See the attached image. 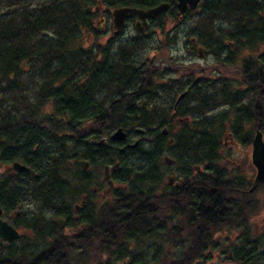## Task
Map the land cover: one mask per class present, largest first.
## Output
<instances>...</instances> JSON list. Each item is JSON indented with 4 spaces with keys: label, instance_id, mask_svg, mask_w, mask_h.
<instances>
[{
    "label": "flooded vegetation",
    "instance_id": "1",
    "mask_svg": "<svg viewBox=\"0 0 264 264\" xmlns=\"http://www.w3.org/2000/svg\"><path fill=\"white\" fill-rule=\"evenodd\" d=\"M154 1L147 6L111 7L102 0H90L87 13L93 31H86V34H113L118 37L120 34H126V28L131 26L133 31L128 34H137L145 43L147 34H166L168 40L167 45L166 41H162L164 46L159 44L157 50L150 52L151 57H156L154 60L158 62L143 60L126 65L91 64L89 72H84L78 77L79 81H85V77L89 76L90 84L97 86L92 91L97 109L88 111L90 116H127V107L122 104L129 97L139 104L135 107L141 112L137 114L138 117L151 115L169 119V124L161 130L163 136L168 137L167 143H160L158 137L151 144L154 154L152 158L147 153L139 155V169L143 174L138 175L137 180L133 182L129 175L124 174V169L126 167L127 170L126 157L134 154L135 148L140 146L139 140L131 143L126 131V140L122 142L111 140L110 136L98 139L90 137L89 146L84 143L81 147L82 150L86 149L88 157L95 155V145L107 148L112 144L117 148V154L121 153L125 158L114 162L101 159L102 163L97 165L88 157L79 158L76 162L75 159L68 160L73 170L76 167L78 172L82 173L76 172L69 178L68 175L61 177L47 174L46 145L57 140L46 137L47 129H35L33 135L31 127L13 128V132L23 133L13 135L9 141L0 137V143L3 144L0 146V219L16 229L19 235L11 242L0 239V243L12 246L14 242L24 241L30 249L19 247L18 250L26 251L25 254L31 259L47 251L51 245L58 246L69 242L67 239L52 238L55 231L70 233L71 243L81 247L88 264H91L95 259V240L85 239L84 236L93 235L97 226L101 229H111V223L107 220L113 209L110 204L105 206L106 203L102 202L108 200L107 203H111L112 199L115 202L120 194L123 210L128 203L130 206H142L144 201H151L153 227L156 226L155 221H162V228L165 230H187L183 218L188 215L189 228H199L196 221L201 214L216 211L217 215H221L222 212L231 213L234 210L237 211L234 214V222L231 225L222 222L221 231L224 232L217 234L218 242L223 245L227 242V246L232 244L230 247L239 245L240 233L245 228L249 229L250 237L255 239L251 234L255 230L254 220L248 211L254 200L253 193L264 184H259L252 191H249V188L257 171L252 162V141L257 130L262 133L264 140V43L262 46L257 45L253 52L245 50L241 55L236 54L234 49L244 47H237V43L245 38L254 40L260 37V40L264 41V23L257 19L259 15H264V0H245L248 6L257 1L261 9L254 13L251 10H241L243 7L239 12L234 11L236 15L227 31L214 28L213 24L212 27H207L202 34L217 35L209 43V47L202 45L194 34H187L185 28L184 31L180 29L182 24L187 25V21L194 16H209L214 21L220 16L224 19L222 11L208 12L209 0H198L194 7L187 4L183 10L178 6L179 0ZM158 5L163 7L154 16L141 19L129 13L120 31L117 32L113 26L112 12L116 8L127 6L146 10ZM251 24L255 25L256 29L251 27ZM90 38L94 40V37ZM179 38L184 39L182 46L179 45ZM209 56L213 57L212 62L217 63L208 65L194 62L196 59L205 61ZM236 63L237 67L229 74L222 72L226 71L225 65ZM127 67L133 69L128 70ZM112 76L121 77L119 85L112 88L100 85L99 88L97 81L101 78L104 81L106 77ZM148 82L151 84L149 88ZM111 101L115 103V107L110 105ZM118 103L121 105L118 106ZM47 108L50 111L52 106ZM152 108L154 112H151ZM214 111L218 112L212 114ZM50 113L55 116L63 115L56 110ZM221 116H224L222 120L226 119L225 122L215 123ZM37 122L46 124L43 120ZM173 128L178 131L181 129L182 134L189 131L197 133L202 142H189L188 138L185 143L175 142L176 134L172 133ZM217 128L221 131L213 132ZM58 131L60 130L57 128L53 129L55 133ZM212 132L220 136H214ZM100 139H104L106 145L98 144ZM2 147L6 149L1 151ZM233 150L238 153V158L232 155ZM75 154L78 155L77 152ZM128 161L132 159L129 158ZM15 162L29 170L15 169ZM101 167L103 174L95 182L89 170L97 169L100 173ZM226 182L235 183L237 187L236 191L231 193L233 197L225 205L219 186ZM69 188L73 193H78L64 197L63 192ZM28 229L40 233L48 229V234L39 240L42 244L38 242L33 245L26 237ZM227 230L236 231H232L230 236ZM141 238L142 232L138 231L135 239H123L119 245L126 249L129 256H134L126 246L129 243L134 245V242L141 241ZM222 246L215 251L231 254L230 247L222 250ZM49 251L51 253L55 249ZM110 251H104L100 258L110 255ZM77 252L80 253V250L77 249ZM139 255L143 256V253ZM154 255L153 251L150 259ZM129 256L116 257L121 262L109 263L110 256L106 264H131Z\"/></svg>",
    "mask_w": 264,
    "mask_h": 264
},
{
    "label": "trees",
    "instance_id": "2",
    "mask_svg": "<svg viewBox=\"0 0 264 264\" xmlns=\"http://www.w3.org/2000/svg\"><path fill=\"white\" fill-rule=\"evenodd\" d=\"M26 1L0 0V4L8 3L13 6V10L0 13V137H5L6 141H9L13 135L22 134V131L13 132V128H19V126L24 129L33 128L34 135L35 128L32 127L31 121L43 120L47 126L53 125L54 127H49L46 132L48 139H57L55 143L46 145L47 174L58 176L68 153L73 154L72 158L88 157V154L84 152L76 155V151L70 148V145L82 151L81 147L84 143L89 146L90 137L94 139L103 137L102 135L109 137L118 128L127 132L137 125L135 123L148 126L151 118L138 117L137 114L141 112L135 107L139 104L129 97L122 104L127 107V116L113 115L110 118L90 116L88 111L97 109L92 95L93 89L97 86L90 84L89 76L85 77V81H79L78 77L84 72H89L91 64H132L136 61L134 58L136 49L144 47V43L133 37L112 52L114 50L111 46H107L106 49L95 46V41L103 34H87L89 38L94 37L92 42L94 46L84 47L77 39L83 38L84 34L81 31H93L92 22L87 13L89 3L85 6L80 0H48L39 6L36 16L29 18L26 13L17 12V7L24 5ZM102 1L111 7L147 6L155 2L154 0ZM208 2V12L222 11L223 20L227 22L233 20L236 15L233 12L240 10L241 7H243L241 10H251L253 13L261 9L257 1L250 6L245 0H209ZM212 19L208 17L209 26ZM127 69L131 70L133 67H127ZM120 78L106 77L104 81L101 78L97 83L99 88L100 85L112 88L119 85ZM147 87H151L150 82ZM110 105L115 107L112 101ZM120 105L118 103V106ZM50 106L52 108L49 111L47 107ZM55 110L63 115L55 116L50 113ZM41 112L45 113L36 115ZM154 118L158 128L166 126L169 121L165 117ZM56 128L60 130L57 133L53 132ZM145 129H149V126ZM160 135L163 136L162 133ZM2 145L0 143V146ZM32 147L33 145L31 150ZM109 147L115 149L112 144L107 146ZM107 148L95 145L96 153L89 155L88 159L92 162L98 158L110 160L105 155ZM3 149L6 147H2L1 151ZM52 152L54 155H51ZM114 157L116 160L125 158L121 153ZM236 187L235 183H223L219 186L225 205L233 197L231 193L236 191ZM115 202L110 205L113 210L107 220L111 223V229L110 227L101 229L97 226L93 235L84 236L85 239L95 240V259L91 264H102L100 256L103 252L116 247L118 258L129 256L130 254L119 243L126 238L135 239L138 231L145 236H152L159 232L165 234L164 239H161L162 245L154 248L155 255L150 259L152 264H204L210 258L211 251L221 246L217 234L223 232L221 231L222 222L231 225L236 216L234 214L237 212L232 210L231 213L222 212L221 215H217L216 211H208L201 214L196 221L199 228L194 226L189 228L188 215H186L183 218V224L187 230L183 228L165 230L162 228V221L158 223L155 221L156 226L153 227L151 201H144L142 206L139 204L130 206L128 203L124 210L121 205L123 204L121 194ZM156 227L159 229H154ZM223 229H225L224 226ZM249 233L248 228L241 231L239 245L233 246L231 255L227 257L231 263L254 264L257 259L264 261V245H259ZM242 235L243 239H241ZM52 238L67 239L69 242L58 246L51 245L47 251L31 259L25 252L22 253L17 248L12 250L10 245L0 243V264H88L81 252V247L71 243V235L55 231ZM51 249L55 251L50 253ZM129 257L131 264H142L147 258L145 254Z\"/></svg>",
    "mask_w": 264,
    "mask_h": 264
},
{
    "label": "rangeland",
    "instance_id": "3",
    "mask_svg": "<svg viewBox=\"0 0 264 264\" xmlns=\"http://www.w3.org/2000/svg\"><path fill=\"white\" fill-rule=\"evenodd\" d=\"M46 1H48V0H27L24 5H19V7H17V12H19V13L24 12V13H26V15L29 18H31L32 16H36L38 14L39 6L43 3H45ZM80 1L81 2L83 1V3L86 6L90 0H80ZM8 10H13V6L8 5V3H1L0 4V13L8 12ZM207 17H209V16H206V17H203V15L198 16V17L194 16L189 21H187V25L182 24V27L180 29H181V31H184L186 29L187 34L188 33L194 34L198 38V40L202 43V45L209 47L210 46L209 43L211 41H213V38L216 37L217 35H215V34H202V32L205 29H207L206 27H203V26H205V25L209 26V24H210ZM216 19H217L216 21H214L212 19V23L209 27H212V24H213L214 28H222L223 30L227 31V27H230V24L232 21H230V22L226 21V23H225V21L223 19H221V16L216 18ZM257 19H261L262 22L264 23V15H259ZM246 26H248V25H246ZM251 27H254L256 29V26L253 24H251ZM183 28H185V29H183ZM126 31H127L126 34H120L118 37H116L113 34H103L100 38L99 37L97 38V40L95 41V46H99L102 49H106L107 46H111V48H113V50H114L112 52H115L117 47H119L121 44L126 43L128 40H131V39H133V37H135L136 39H138L144 43V47H140L139 49H136V54L134 56L136 61L132 63V64H136V63H139L143 60L145 62H147L146 58L151 57V54H152L150 52H152V50L153 51L157 50L159 44H161L162 41H164V43H165V41L168 40V38H167L168 35H166V34H147V36H148V37H146L147 43H145L144 39L139 38L137 34H128L129 32L133 31L131 26L127 27ZM85 32L86 31H84V30L81 31V33L84 34L83 38L82 39L80 38L79 40L77 39V41L80 44H82L84 47L94 46V43H92L93 42L92 38H89V36ZM224 35L226 36V34H224ZM228 35H230V34H228ZM210 36H212V37L210 38ZM183 40H184L183 38L178 39L180 46L183 45ZM262 43H264V41L260 40V37L254 39V40H250L248 38H245L244 40H239L237 43V47L238 46L239 47L244 46V47H242L240 49H234V51L236 52V54L239 53L240 55L245 50L253 52L254 49L256 48V46L257 45L262 46L261 45ZM166 45H167V41H166ZM225 45L230 46L229 44H225ZM163 46H164V44H163ZM149 53H150V55H149ZM153 57L154 56H152L148 60V62H158V60H154L156 57L155 58H153ZM212 60H214L213 57L209 56L207 58V60H205V61L196 59L194 62L198 63V64H208V65H210V64L214 65L217 63L216 61L212 62ZM235 67H237V63L234 65H225L226 71H222V72L229 74V72ZM102 93L103 92L101 91L100 94H102ZM100 94H98V95H100ZM94 96L96 97L97 94ZM154 111L155 110L152 108L151 112H154ZM217 112L218 111H214V112H212V114H216ZM156 117H157V119L159 118V116H156ZM145 118H151V121H149V123H148L149 129H145V127L148 128V126H145V125L140 126L138 123H135L137 125H134L131 130L129 129L127 131V132H129V136H130L128 140L131 141V143H134V142L139 140V144H140V146L137 145L138 147L135 148L134 154L131 155V157L128 156L126 158L127 170L125 167L124 174L129 175L130 176L129 179L133 182L135 180H137L138 175L142 176V174H143L142 171L140 172L141 169H139V164H138L139 162L138 161H140L139 159H141L139 157V155L147 153L149 155V157L152 158V156L154 154L152 151L153 149H151V144H153L156 141L155 139H157L159 137L158 141L160 143H167V141H168V137L167 138L164 137V141L162 142L163 136L160 134L162 133L161 130L163 127L158 128L156 118L152 117L151 115H149ZM145 118H143V119H145ZM222 118H224V116L219 117L218 121L216 120L215 123L221 122L223 124L226 119L222 120ZM168 124H169V122H168ZM216 126H218V124H216ZM137 129H141V131L138 132V131H136ZM180 130L178 131L177 128L176 129L173 128V130H172V133L176 134L175 142L185 143V141H187V138L189 139V142H202V139L199 138V135L197 133L189 131L188 133L182 134V132H180ZM220 131H221V129L217 128V129H214L213 132H220ZM213 132H212V134L214 136H220V135H215ZM102 136L104 137L105 135H102ZM191 137H193V138L191 139ZM70 148L75 150L78 154H81V151L74 149L73 146L70 145ZM247 149H248V147H247ZM85 151H86V149L82 150V152H84V153H85ZM105 151H106L105 155L108 158H110V160H107V161L114 162L116 160L114 156L115 155L117 156V148L112 149L111 147H109ZM72 155H73L72 153L67 154V158L65 159L64 164L62 165V169L60 171L61 177L68 175L70 178V177H72V174H75L76 172H78V169L76 167L73 170L70 166H68L69 165L68 160L75 159V162L79 160V158H72L73 157ZM232 155L234 157L238 158V153L234 150L232 152ZM129 158H131L132 161H128ZM101 159H103V158H101ZM101 159H99V158L94 159L93 163H96V165L98 163H102V162H100ZM129 166H130V168H129ZM78 173L82 174L80 172H78ZM89 173L91 176H94L93 179L96 182L101 178V175L103 174V169L101 167L100 173L97 172V169H96V171L95 170H93V171L89 170ZM124 174L122 173V175H124ZM226 183H232V182H226ZM91 189H92V186H90V190ZM71 190H72L71 188L67 189L66 192H63V196L64 197L71 196V194L73 193V190L72 191ZM77 193L78 192H74L73 194H77ZM253 196H254L253 197L254 200L252 201V205L249 206V211H248L250 217L254 220V229L255 230H254V232H251V234L253 235V237H255V240L259 243V245H264V186H260L259 188H257L255 190V192L253 193ZM95 199H97V195H95ZM100 201H104V200H100ZM107 202H108V200H106L102 203H106L105 206H107L109 204L111 205L114 202V199L111 200V203H107ZM110 208H111V206H110ZM47 230L48 229L42 230V232L40 233V232H35V230H33V229L32 230L28 229L29 233L27 234L26 237L32 241L31 244H33V245L37 244L38 242L40 244H42V242H40L39 240L43 239L48 234ZM232 231H236V230H232ZM232 231H231V233L229 232L228 235L231 236ZM24 233L25 232L23 231V234ZM65 235H70V233H65ZM164 236H165V234L161 233V232H159L157 234L155 233L152 236L142 235L141 241L134 242V245H133V243H129V245L126 246V248H128L129 250L128 249L127 250L130 253H133L134 256L135 255L137 256L140 253L145 254L147 258H145L143 260L142 264H152L150 262V255H151V253H153L155 247L162 245L161 239H164ZM223 242H225V241H223ZM225 243H226V245H223V243L221 242V246L223 245L222 250H224V248L228 249L232 245L231 244V245L227 246V242H225ZM19 247H23V248L25 247L27 250L30 249L27 244L25 245L24 241L14 242L13 245L10 246V248L12 250H14L16 248L18 249ZM232 248H233V246L230 247V251ZM24 251H25V249H24ZM21 252L24 253L23 251H21ZM25 253H26V251H25ZM110 253H111L110 255L107 254V256L104 255L103 257H101L102 264H106V260L110 256H111V258L108 259L109 263L121 262L120 259H116L117 255H118L117 247L113 248L110 251ZM230 255L231 254H229V253L225 254V253H222L220 251H214L211 253L210 258L207 259V261L204 264H233L227 259V256H230ZM254 264H264V261L257 259V261L254 262Z\"/></svg>",
    "mask_w": 264,
    "mask_h": 264
},
{
    "label": "water",
    "instance_id": "4",
    "mask_svg": "<svg viewBox=\"0 0 264 264\" xmlns=\"http://www.w3.org/2000/svg\"><path fill=\"white\" fill-rule=\"evenodd\" d=\"M198 0H179L178 6L181 10H183L187 4L191 7H194ZM163 5H158L149 9H139L136 7H119L113 10V26L115 27L116 31H120L124 27V20L128 16L129 13L137 15L141 19H145L146 17L156 15ZM140 132V129H137ZM164 131H166L164 129ZM127 137V133L122 129L118 128L115 130L111 135L110 139L114 141H125ZM98 144H105L104 139H100L97 142ZM252 162L256 167V175L254 181L249 188V191L254 190L259 184H264V140L262 133L257 130L253 141H252ZM83 163V162H82ZM13 167L17 170H26L28 171L29 168L20 165L19 163L15 162ZM18 231L14 229L11 225H9L6 221L0 219V239L6 242H11L18 237Z\"/></svg>",
    "mask_w": 264,
    "mask_h": 264
},
{
    "label": "bare ground",
    "instance_id": "5",
    "mask_svg": "<svg viewBox=\"0 0 264 264\" xmlns=\"http://www.w3.org/2000/svg\"><path fill=\"white\" fill-rule=\"evenodd\" d=\"M111 97H112V95H111ZM31 124H32V127H34L35 129H39L40 131H42L43 129H48L49 127H54L53 125L52 126H47L46 124L42 125V123H38L37 121H34V122L31 121ZM20 128H22V127H20ZM54 234H55V232L53 233V237H54Z\"/></svg>",
    "mask_w": 264,
    "mask_h": 264
}]
</instances>
